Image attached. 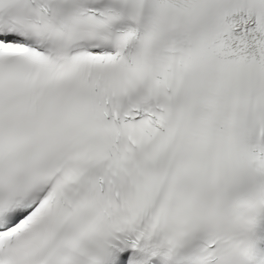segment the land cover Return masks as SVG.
<instances>
[{
	"label": "snow or ice",
	"instance_id": "6c2138e0",
	"mask_svg": "<svg viewBox=\"0 0 264 264\" xmlns=\"http://www.w3.org/2000/svg\"><path fill=\"white\" fill-rule=\"evenodd\" d=\"M0 264H264V0H0Z\"/></svg>",
	"mask_w": 264,
	"mask_h": 264
}]
</instances>
